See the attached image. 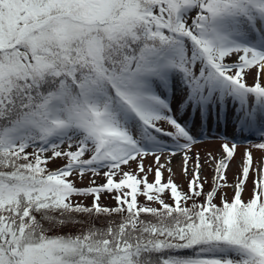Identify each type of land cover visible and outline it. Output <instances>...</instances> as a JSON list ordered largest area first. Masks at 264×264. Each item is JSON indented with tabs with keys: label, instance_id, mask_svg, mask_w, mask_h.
Instances as JSON below:
<instances>
[{
	"label": "snow or ice",
	"instance_id": "1",
	"mask_svg": "<svg viewBox=\"0 0 264 264\" xmlns=\"http://www.w3.org/2000/svg\"><path fill=\"white\" fill-rule=\"evenodd\" d=\"M0 264H264V0H0Z\"/></svg>",
	"mask_w": 264,
	"mask_h": 264
},
{
	"label": "rangeland",
	"instance_id": "2",
	"mask_svg": "<svg viewBox=\"0 0 264 264\" xmlns=\"http://www.w3.org/2000/svg\"><path fill=\"white\" fill-rule=\"evenodd\" d=\"M248 82L251 83L252 82V77L251 75L248 78ZM219 147V142H212V143H204L199 145L196 149H194V151H199L201 153V156L203 157L204 153L208 150L213 151L214 153L216 152V150ZM243 152V146H241V148L238 150L235 159L232 161L231 167L228 171V178L231 181L234 177V175L238 172V168H237V163L240 161L241 159V155ZM254 155H259L258 153H255ZM61 162L57 161L56 164L53 165V168L57 167V165H59ZM147 163H149V161H145V164L147 165ZM179 164H180V160L179 157L175 158L172 162V167L173 169L176 171L177 176H176V181L177 183H181L183 181V177L180 175V171H179ZM203 175L205 176H209L211 175V170L208 168H205L203 171ZM165 176H167V173H165ZM102 182L98 180V183ZM85 183H87V181H85ZM186 182H184L185 184ZM250 187V185H249ZM248 193V191H245V193ZM228 195L229 198H231L232 192L231 190H228ZM104 203H108L109 201L107 199H105L103 201Z\"/></svg>",
	"mask_w": 264,
	"mask_h": 264
},
{
	"label": "trees",
	"instance_id": "3",
	"mask_svg": "<svg viewBox=\"0 0 264 264\" xmlns=\"http://www.w3.org/2000/svg\"><path fill=\"white\" fill-rule=\"evenodd\" d=\"M54 165V164H53ZM53 165H50V167L52 168L53 167ZM58 166V165H57ZM184 186H185V189H186V183L184 184ZM248 196H249V192L247 193H244V198L245 199H247L248 198Z\"/></svg>",
	"mask_w": 264,
	"mask_h": 264
}]
</instances>
